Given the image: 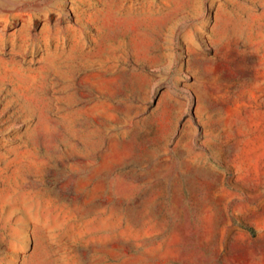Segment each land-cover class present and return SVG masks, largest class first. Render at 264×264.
I'll use <instances>...</instances> for the list:
<instances>
[{"label":"rangeland","instance_id":"obj_1","mask_svg":"<svg viewBox=\"0 0 264 264\" xmlns=\"http://www.w3.org/2000/svg\"><path fill=\"white\" fill-rule=\"evenodd\" d=\"M0 264H264V0H0Z\"/></svg>","mask_w":264,"mask_h":264},{"label":"trees","instance_id":"obj_2","mask_svg":"<svg viewBox=\"0 0 264 264\" xmlns=\"http://www.w3.org/2000/svg\"><path fill=\"white\" fill-rule=\"evenodd\" d=\"M245 227H247V226H245ZM251 229V228H250Z\"/></svg>","mask_w":264,"mask_h":264}]
</instances>
